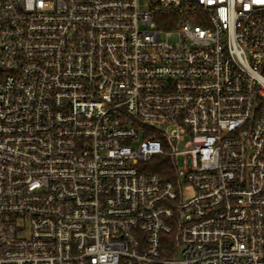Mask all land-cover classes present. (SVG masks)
Returning <instances> with one entry per match:
<instances>
[{"label":"built area","instance_id":"1","mask_svg":"<svg viewBox=\"0 0 264 264\" xmlns=\"http://www.w3.org/2000/svg\"><path fill=\"white\" fill-rule=\"evenodd\" d=\"M0 264H264V0H0Z\"/></svg>","mask_w":264,"mask_h":264},{"label":"trees","instance_id":"2","mask_svg":"<svg viewBox=\"0 0 264 264\" xmlns=\"http://www.w3.org/2000/svg\"><path fill=\"white\" fill-rule=\"evenodd\" d=\"M148 166L151 173L158 174L165 180L176 178V165L169 158L155 156Z\"/></svg>","mask_w":264,"mask_h":264},{"label":"rangeland","instance_id":"3","mask_svg":"<svg viewBox=\"0 0 264 264\" xmlns=\"http://www.w3.org/2000/svg\"><path fill=\"white\" fill-rule=\"evenodd\" d=\"M162 39L164 41H168L170 43H176L179 41L178 35L176 33L174 35H172L170 38L163 35ZM191 140H192L191 136L188 135L186 138L185 144L180 145V147L187 146L189 143H191ZM141 141H142V139H140L137 143H135L134 147H138V145L140 144ZM183 160H184L183 155H178L177 157H175L174 163L176 165L177 171H181L184 169ZM182 187H184V189L186 190L187 197H190L193 195V190L188 184H184Z\"/></svg>","mask_w":264,"mask_h":264}]
</instances>
